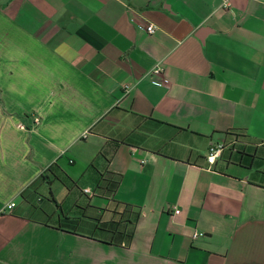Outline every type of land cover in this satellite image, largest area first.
Listing matches in <instances>:
<instances>
[{
  "label": "crops",
  "instance_id": "crops-1",
  "mask_svg": "<svg viewBox=\"0 0 264 264\" xmlns=\"http://www.w3.org/2000/svg\"><path fill=\"white\" fill-rule=\"evenodd\" d=\"M0 264H264V0H0Z\"/></svg>",
  "mask_w": 264,
  "mask_h": 264
},
{
  "label": "built area",
  "instance_id": "built-area-1",
  "mask_svg": "<svg viewBox=\"0 0 264 264\" xmlns=\"http://www.w3.org/2000/svg\"><path fill=\"white\" fill-rule=\"evenodd\" d=\"M147 31L149 33H153L155 32V26L153 24H150L147 26ZM156 73H161L162 72V68H157L155 70ZM36 123L39 122V119L36 118L35 120ZM24 127V126H22ZM223 150V146L222 145H211V147L209 148V154L207 156V161L208 163L212 164L215 162L216 160V157L221 153V151ZM83 192L89 196H94L95 195V192L91 189V188H84L83 189ZM15 202L11 203L10 207L13 208L15 206ZM177 213H179V210H176ZM199 235H202L201 233H196L194 236L195 237H198Z\"/></svg>",
  "mask_w": 264,
  "mask_h": 264
},
{
  "label": "trees",
  "instance_id": "trees-1",
  "mask_svg": "<svg viewBox=\"0 0 264 264\" xmlns=\"http://www.w3.org/2000/svg\"><path fill=\"white\" fill-rule=\"evenodd\" d=\"M126 206H127V205H126ZM127 207H128V206H127ZM118 214H121V216H123L124 213H123V214H122V213H118ZM136 214H137V213H136ZM137 215H139V214H137ZM137 217H138V216H137ZM112 223H114V222H111V223L109 222L110 225H112ZM107 224H108V223H104V225H107ZM132 237H133V233L131 232V233L128 235L129 240H130Z\"/></svg>",
  "mask_w": 264,
  "mask_h": 264
},
{
  "label": "rangeland",
  "instance_id": "rangeland-1",
  "mask_svg": "<svg viewBox=\"0 0 264 264\" xmlns=\"http://www.w3.org/2000/svg\"><path fill=\"white\" fill-rule=\"evenodd\" d=\"M24 119V118H23ZM26 123H27V121L26 120H24ZM98 200V199H97ZM95 201V200H94ZM100 235L101 236H104V235H106V233L105 232H103V231H100Z\"/></svg>",
  "mask_w": 264,
  "mask_h": 264
}]
</instances>
